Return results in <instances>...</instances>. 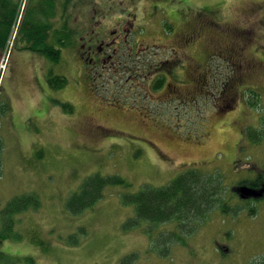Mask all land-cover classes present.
Instances as JSON below:
<instances>
[{"label": "rangeland", "instance_id": "374dc122", "mask_svg": "<svg viewBox=\"0 0 264 264\" xmlns=\"http://www.w3.org/2000/svg\"><path fill=\"white\" fill-rule=\"evenodd\" d=\"M88 1L59 0L56 18L69 14L70 20H74L79 8L80 13L85 14L86 10L88 16L89 5L93 4ZM126 2L107 1L117 14ZM164 3L166 9H172L176 14L217 9V19H211L216 25H208L207 29L216 30L224 18L232 15L235 23L254 25L255 39L264 42L261 16L254 14L259 8L264 10V0H166ZM155 8V3L148 1L139 10L149 18L156 15ZM35 14L39 16L37 12ZM109 23L111 31L117 30V22ZM155 37L161 40L159 34ZM59 46L63 50L60 63H51L46 68L43 64L38 65L40 60L33 54L28 56L31 60L13 57L14 66L3 79L0 94V229L2 211L13 198L36 195L41 202L38 210L35 200L26 202L34 210L19 214L15 219L16 237L11 236L12 239L0 243V250L9 258L4 264H120L123 258L133 254L136 259L131 260L132 264H264V201L258 203L254 216L223 213L216 209L189 239L188 247L174 244L167 256L152 247L151 235L146 231L149 224L143 222L131 231L125 228L135 213L134 206L123 204L122 194L126 191L121 188H108L93 210L82 215L70 212L68 199L94 173L120 175L130 183L128 192L135 193L144 184L166 186L185 170L184 165L200 163L205 165L199 167L205 173H222L230 189V183L240 178L239 172L243 171L237 168L234 169L237 174L232 172L236 156L243 162L253 157L249 147L240 150L243 129L259 127L264 112L246 108L239 99L235 111L224 115L223 119V115H219L222 105L213 108V101L208 98L210 93L182 97L180 101L172 95L155 93L141 82L140 89L136 90L138 98L127 91L113 93L115 89L102 83L97 92L91 94L90 87L94 85H87L86 76L65 59L70 53L66 50L71 47ZM72 46L76 47V44ZM207 53L205 41L198 42L191 50V55L200 61L207 58ZM261 54L264 56V48ZM181 61L176 58L175 63ZM189 64L187 61L186 67ZM213 66L217 67L214 70L217 79L221 70L224 76L228 69L220 59H215ZM256 69H260V74L250 82H257L264 93V64L259 62ZM185 71L186 68L179 70L183 81L178 86L180 90L175 86L177 91L171 89L170 94L179 96V92H187L186 88L191 87L193 78ZM54 74L68 79L63 89H54L47 82L46 76L48 79ZM243 87L253 89L249 85ZM217 88L212 86V93H216ZM117 91L121 92V88ZM191 91L196 93V89L194 92L191 88ZM112 99L125 100L138 109L127 108L124 103ZM5 105L7 108L2 115ZM65 105H71L72 110H67ZM252 112L260 115L256 122L250 115ZM154 116L162 117V121L156 123L155 118H150ZM93 127L108 128L111 132L95 133L91 131ZM260 127L264 128V119ZM253 152L258 160H264L258 151L254 149ZM215 213L218 216L213 219ZM170 225L153 228V238H157L154 232L164 233ZM220 243L229 246L228 259L218 254L220 250L216 246Z\"/></svg>", "mask_w": 264, "mask_h": 264}, {"label": "trees", "instance_id": "16d2710c", "mask_svg": "<svg viewBox=\"0 0 264 264\" xmlns=\"http://www.w3.org/2000/svg\"><path fill=\"white\" fill-rule=\"evenodd\" d=\"M127 2L123 5V14H128L129 19L135 17L136 8L138 0H126ZM155 5H161L166 0H150ZM57 0H38L35 8L45 12H53L57 6ZM20 3L16 0H0V46H3L9 35L12 32L13 25L15 24ZM257 6L253 7L256 8ZM158 8V6L156 7ZM252 9V10H253ZM134 11V13H133ZM245 11V10H244ZM261 8L258 9L257 14L263 12ZM217 9L204 8L196 14H191V19L185 21L187 25H183L179 28L177 35L169 41H160L157 43H167L176 49L180 54L181 63H175V60L170 63H164L158 66L156 69L150 68L149 73L158 75L166 71L168 74L174 72L175 70H181L186 68V73L190 78H193V82L190 84V88H186L187 92L182 94L179 92L177 94L169 93L171 88L177 91L175 86L181 85L176 82V73L173 75L175 78L171 77V83L167 91L168 96H175L178 98L194 97L198 94L204 93L209 94L211 97L213 94L211 91L212 86H217V92L214 95V105H222V112L219 115H224L235 111L238 104L241 102V96L246 95L249 91V99H246V103L250 108L256 107L260 102V93L255 89H248L247 91L243 86L249 85L261 90V86L257 82H250L256 75L260 74V69H256L259 62L263 61V54H261V49L264 48V44L255 39L256 31L254 30V25L245 26L241 22L236 23L237 27L229 28L230 32L222 33L221 28L228 27L225 24V18L222 20V24H218L216 30L207 29L208 25L214 26L216 24L212 23V18L218 15ZM246 12V11H245ZM243 13V12H242ZM264 14V13H263ZM133 15V16H132ZM221 19V18H220ZM98 20V19H97ZM264 26V17L259 19ZM40 25L42 28V23L34 19L27 17L23 24L21 31V37L27 43H31V47L34 49H40L43 54L47 55L51 59L55 60L58 58L57 51L54 50L53 46L47 43L48 33L47 30L51 27L45 26V34L40 41L37 42V35H40V30L37 26ZM220 35V36H219ZM220 38V39H216ZM111 39V37H109ZM205 41L207 46V55H215L220 57L227 65V71L224 76L222 70L220 71V78L217 79L216 75L212 72V66L208 62L203 63L196 57L191 55V50L194 48L198 42ZM92 42H96L93 40ZM255 42V44H254ZM165 43V44H166ZM147 46V45H145ZM256 51V52H255ZM219 53L220 55H218ZM260 53V55H256ZM199 60L200 62H198ZM190 61L189 66L186 67V62ZM203 63V64H200ZM195 67V70H194ZM161 83L164 82V77L159 76ZM57 85L63 87L67 84V80L64 77H55L52 79ZM158 81V80H157ZM156 81V82H157ZM155 82V85H156ZM156 89H160L161 85H156ZM243 87V88H242ZM191 88L196 89V93H192ZM239 88H241L239 90ZM180 90V87H178ZM93 93V91L91 90ZM246 92V93H245ZM240 99V102H239ZM245 103V102H244ZM67 110H72L71 105H66ZM222 119V120H223ZM221 120V121H222ZM92 132L99 133L111 132L108 128H94L91 129ZM244 138L250 141L251 144L259 145L264 143V128L260 127L254 130L252 127H247L244 129ZM232 170L235 174L238 172L234 169H244L248 168L251 170L258 169L257 167H252L249 165H243L242 161L238 160L237 156L232 162ZM240 173V172H239ZM256 178L238 181L236 184L242 185L246 184L251 187L259 188L264 186V173H254ZM224 176L220 173L214 175H207L198 170H192L174 181L171 185L165 187H154L150 184L143 185L137 192L123 193V203L125 205L134 206L135 218L131 221V225H140L143 222L148 224L159 225L162 223H177L181 234L173 233L171 234V239L169 244L175 243L181 244L182 246H188V238H190L196 231L195 228L201 225V222L205 221L209 214L216 209H220L223 213H238L242 204H238L234 209L230 210L231 196L230 192L234 194L233 189L238 185L230 184V189L225 185L223 180ZM121 186L124 189L130 187V184L120 175H103L101 173H94L87 177L78 187V189L70 196L67 203V208L73 214L79 215L87 211L93 210L94 207L105 197V192L108 188ZM235 195V194H234ZM35 200L34 197H15L10 201L7 206L2 211V216L4 220H12L11 218L20 213L27 205L26 202ZM264 200V198H263ZM36 201V200H35ZM245 203L248 213L253 215L256 213L257 205L256 202L260 200H241ZM25 205V206H24ZM230 210V211H229ZM182 221V223H181ZM180 223V224H179ZM13 226L12 221L5 223L3 231L0 232V239L7 238V234L11 231ZM165 240H163L164 242ZM78 244V242H77ZM161 245V244H160ZM170 251L164 253L167 256ZM4 260L3 253L0 251V264ZM121 264H131L130 257L125 258Z\"/></svg>", "mask_w": 264, "mask_h": 264}, {"label": "flooded vegetation", "instance_id": "af4514ba", "mask_svg": "<svg viewBox=\"0 0 264 264\" xmlns=\"http://www.w3.org/2000/svg\"><path fill=\"white\" fill-rule=\"evenodd\" d=\"M112 33H116V31H113ZM116 40L113 42L115 43ZM111 42H109L108 39L100 40L98 44H91L90 42H87V44H83L81 48L83 49V58L84 60L89 64H97L98 60L104 57L107 52L106 48L109 47ZM19 54H21V49H19ZM106 57V56H105Z\"/></svg>", "mask_w": 264, "mask_h": 264}, {"label": "water", "instance_id": "95a60500", "mask_svg": "<svg viewBox=\"0 0 264 264\" xmlns=\"http://www.w3.org/2000/svg\"><path fill=\"white\" fill-rule=\"evenodd\" d=\"M240 191L243 194V196H246V197H248V196H261L262 193L264 192V190L257 192V191L250 189V188H247V187L241 188Z\"/></svg>", "mask_w": 264, "mask_h": 264}]
</instances>
